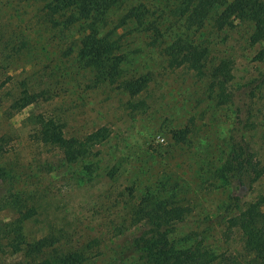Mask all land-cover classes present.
Segmentation results:
<instances>
[{
    "label": "rangeland",
    "instance_id": "374dc122",
    "mask_svg": "<svg viewBox=\"0 0 264 264\" xmlns=\"http://www.w3.org/2000/svg\"><path fill=\"white\" fill-rule=\"evenodd\" d=\"M50 1L0 0V264H60L74 252L83 256L76 264H138L130 253L138 227L132 212L146 195L186 209L173 234L179 244L199 238L240 264H264L226 229L232 212L219 168L235 135L233 107L219 104L209 78L168 67L165 54L182 36L207 47L208 66L231 62L230 85L242 98L255 86L246 136L264 168V86L256 84L264 40L251 41L252 23L235 18L218 27L209 18L188 26L172 0H110L99 34L117 40L121 78H148L130 97L115 83L95 82L77 53L86 22L66 26V12L52 24ZM49 118L65 136L103 125L111 134L96 156L63 165L40 140ZM177 130H186L181 141L172 138ZM243 200L259 204L264 233V169ZM44 238L43 249L30 250Z\"/></svg>",
    "mask_w": 264,
    "mask_h": 264
},
{
    "label": "trees",
    "instance_id": "16d2710c",
    "mask_svg": "<svg viewBox=\"0 0 264 264\" xmlns=\"http://www.w3.org/2000/svg\"><path fill=\"white\" fill-rule=\"evenodd\" d=\"M172 1L188 26L201 27L209 18L218 27L231 24L235 18L247 20L253 25L251 41L264 40V0ZM110 3V0H51L47 5V17L52 24H58L55 19L57 14L68 12L64 19L66 26L85 21L87 28L77 51L79 60L93 71L95 82L115 83L123 92L134 97L146 87L148 78L144 75L121 78L123 55L116 53L118 42L109 34H99L100 22L104 20ZM165 54L168 67H186L199 78H209L208 89L219 104H230L233 107L235 119L232 130H235V135H230L229 152L219 168L223 182L229 187L226 208L232 212L227 218L226 229L236 233L245 250L254 252L258 256L256 258L264 261V233L257 219L259 204L243 200L264 169L254 158L255 154L246 136L252 126L249 113L255 86L250 88V94L244 93L242 98L240 92H234L236 90L230 85L231 62L223 59L212 67L208 66L207 47L182 36L176 37L166 46ZM261 59L263 70L256 84L264 86V55ZM29 102L25 100L22 106ZM185 133L186 130L174 131L172 138L181 141ZM110 134L111 129L103 125L85 135L65 136L60 123L49 118L41 123L40 140L58 151V160L63 165H70L96 156V146ZM85 167V179H88L92 173V164ZM185 213L186 209L180 205L150 195L142 197L132 212L138 227L130 240V253L138 264H240L235 254L217 252L203 244L199 238L189 245L179 244L173 234ZM16 237L18 241L15 246L18 247L22 243V236L18 233ZM46 244L47 238L40 239L33 242L30 250H41ZM82 259L81 253L74 252L65 254L59 261L60 264H76Z\"/></svg>",
    "mask_w": 264,
    "mask_h": 264
}]
</instances>
